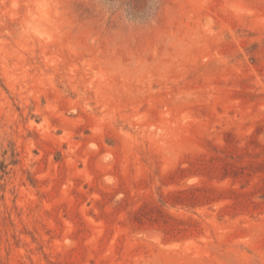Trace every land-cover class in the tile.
Here are the masks:
<instances>
[{"label": "rangeland", "instance_id": "1", "mask_svg": "<svg viewBox=\"0 0 264 264\" xmlns=\"http://www.w3.org/2000/svg\"><path fill=\"white\" fill-rule=\"evenodd\" d=\"M0 264H264V0H0Z\"/></svg>", "mask_w": 264, "mask_h": 264}, {"label": "trees", "instance_id": "2", "mask_svg": "<svg viewBox=\"0 0 264 264\" xmlns=\"http://www.w3.org/2000/svg\"><path fill=\"white\" fill-rule=\"evenodd\" d=\"M0 173L2 176L6 175L8 173L7 165L5 162H0Z\"/></svg>", "mask_w": 264, "mask_h": 264}]
</instances>
